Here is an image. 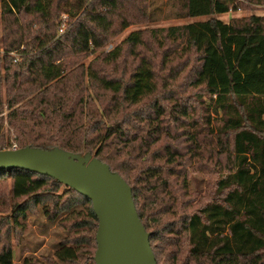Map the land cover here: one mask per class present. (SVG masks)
<instances>
[{
	"label": "trees",
	"instance_id": "1",
	"mask_svg": "<svg viewBox=\"0 0 264 264\" xmlns=\"http://www.w3.org/2000/svg\"><path fill=\"white\" fill-rule=\"evenodd\" d=\"M183 2L184 17L204 19L168 27L167 38L196 54L193 88L213 105L216 127L207 120L205 134L187 106L174 104L169 111L156 102L146 116L133 109L159 89L146 58L128 77L108 74L122 48L100 50L112 40L119 19L128 25L140 0H0V149L14 148L6 145L8 125L17 148L58 146L108 163L132 188L158 264H264V15L226 22L217 15L252 0ZM63 14L67 24L59 34ZM126 42L140 46L142 33L131 32ZM90 52L98 54L85 65ZM168 117L183 128L190 159L207 142L218 169L209 200L198 206L191 196L200 191H191V177L172 167L180 150L169 144L164 154L153 150L170 136L163 121ZM8 176L11 186L7 199L0 193V210L14 208L20 227L21 217L47 202L49 218L71 222L74 233L68 243H59L56 256L96 264L92 201L50 176L2 170L0 184ZM2 241L0 264H14L12 247Z\"/></svg>",
	"mask_w": 264,
	"mask_h": 264
},
{
	"label": "rangeland",
	"instance_id": "2",
	"mask_svg": "<svg viewBox=\"0 0 264 264\" xmlns=\"http://www.w3.org/2000/svg\"><path fill=\"white\" fill-rule=\"evenodd\" d=\"M184 10L183 0H140V8L133 10V16L128 19V25L124 27L122 19H119L112 40L100 51L111 52L118 46L122 48L120 59L107 70L108 74L117 77H128L142 58L148 59L154 67L159 86L158 92L133 109L146 116L153 111L156 102L166 106L169 111L174 104L178 107L187 106L194 119L203 124L206 134L209 132L207 120L212 121L213 127H216L219 122L216 121L218 116L212 109L213 105L209 103L208 97L201 98L203 94L196 92L198 90L193 88L194 71L198 66L196 54H188L185 49H181L183 44L179 46L178 43L167 38L168 27L204 19V17H184ZM252 14L264 15V1L252 0L251 5L245 8L217 15V17L229 22L232 18L248 17ZM133 31L141 32L143 36V43L135 48L126 42L127 37ZM98 52H90L84 58V64L88 65ZM163 121L164 125L170 126V136H165L162 143L154 146L153 150H160L164 154L166 144H169L174 151L180 150V153L176 154V161L172 167L179 174L188 173V177H191L192 192L200 191V195L191 196L194 206L205 203L209 200L207 191L211 189L218 177V169L207 153L209 145L207 142H202V144L200 142L202 150L200 148V152H197L198 157L190 159L193 154L187 151L186 145L189 140L182 133L183 128L170 117L164 118ZM5 135L7 146L11 144L17 146L15 133L8 125L5 127ZM210 147L217 149L214 144ZM164 162L165 160H158L156 163ZM145 164L148 165L150 162ZM10 186L11 179L8 176L0 184L1 199L8 198ZM64 190L63 187L56 193L61 194ZM24 199L21 198L19 201H24ZM10 203L13 205V202ZM46 209H51L47 202L33 206L25 218L19 219L23 227L17 226L14 221V208L10 205L0 210V231H2L0 237L3 243L12 247L15 256L14 264H24L26 259L32 264H81L82 259L62 261L56 256L59 243H68L74 233L68 229L71 222H62V217L49 218Z\"/></svg>",
	"mask_w": 264,
	"mask_h": 264
},
{
	"label": "water",
	"instance_id": "3",
	"mask_svg": "<svg viewBox=\"0 0 264 264\" xmlns=\"http://www.w3.org/2000/svg\"><path fill=\"white\" fill-rule=\"evenodd\" d=\"M50 176L92 201L98 218L96 264H158L128 182L91 152L55 146L0 149V171Z\"/></svg>",
	"mask_w": 264,
	"mask_h": 264
},
{
	"label": "built area",
	"instance_id": "4",
	"mask_svg": "<svg viewBox=\"0 0 264 264\" xmlns=\"http://www.w3.org/2000/svg\"><path fill=\"white\" fill-rule=\"evenodd\" d=\"M231 11H233V10H231ZM67 18H68V15L67 14H63V16H62V23L60 24V27H59V34H62V33L65 32L66 24H67ZM15 148H17L16 145H14V148L13 149H15Z\"/></svg>",
	"mask_w": 264,
	"mask_h": 264
}]
</instances>
